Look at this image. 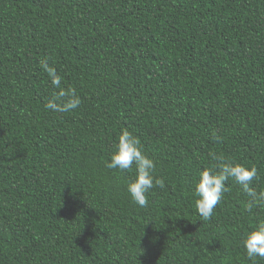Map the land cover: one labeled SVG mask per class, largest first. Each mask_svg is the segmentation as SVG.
Wrapping results in <instances>:
<instances>
[{"label":"trees","instance_id":"trees-1","mask_svg":"<svg viewBox=\"0 0 264 264\" xmlns=\"http://www.w3.org/2000/svg\"><path fill=\"white\" fill-rule=\"evenodd\" d=\"M45 57L76 110L46 109ZM124 128L164 181L143 208L105 166ZM209 153L264 190V0H0V264H264L235 181L195 210Z\"/></svg>","mask_w":264,"mask_h":264},{"label":"clouds","instance_id":"clouds-1","mask_svg":"<svg viewBox=\"0 0 264 264\" xmlns=\"http://www.w3.org/2000/svg\"><path fill=\"white\" fill-rule=\"evenodd\" d=\"M49 59L45 57L39 61V64L57 91L53 92L45 107L55 113L72 112L80 107L81 98L74 88L62 87V77L54 67L50 66ZM140 143L139 138L126 128L121 129L113 146L114 150L105 166L121 172L130 171L133 165L135 166L136 176L128 182L127 192L131 200L143 208L148 205L150 190L154 186L163 188L164 181L154 177L156 165L151 158L143 154ZM209 155L212 160L217 161V165L215 168L201 170L198 173V181L194 182L195 210L202 220L211 219L214 209L227 191L226 182L229 180L235 181L243 193L250 198L245 207L246 211H251L253 207L264 206V190L258 192L251 186L258 178V170L255 166L245 167L239 163L227 162L221 160L215 153H209ZM241 244L249 260L257 257L264 259V220H260L255 229L244 236Z\"/></svg>","mask_w":264,"mask_h":264}]
</instances>
